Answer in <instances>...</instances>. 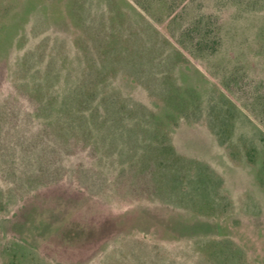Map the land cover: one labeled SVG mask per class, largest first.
<instances>
[{"label": "rangeland", "instance_id": "rangeland-1", "mask_svg": "<svg viewBox=\"0 0 264 264\" xmlns=\"http://www.w3.org/2000/svg\"><path fill=\"white\" fill-rule=\"evenodd\" d=\"M0 264H264V0H0Z\"/></svg>", "mask_w": 264, "mask_h": 264}]
</instances>
